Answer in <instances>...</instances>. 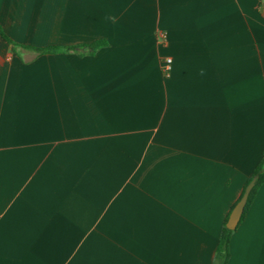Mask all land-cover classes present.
<instances>
[{"label": "crops", "instance_id": "crops-1", "mask_svg": "<svg viewBox=\"0 0 264 264\" xmlns=\"http://www.w3.org/2000/svg\"><path fill=\"white\" fill-rule=\"evenodd\" d=\"M0 27V264H214L264 150V0H0ZM229 252L264 264V182Z\"/></svg>", "mask_w": 264, "mask_h": 264}, {"label": "trees", "instance_id": "trees-1", "mask_svg": "<svg viewBox=\"0 0 264 264\" xmlns=\"http://www.w3.org/2000/svg\"><path fill=\"white\" fill-rule=\"evenodd\" d=\"M0 36L10 45H12V49L14 50L15 47L18 46V44H16L15 42H13L11 39H9L2 31L1 27H0ZM105 44V42L103 40H97L94 42H91L89 44H78V45H71V46H59V45H47L41 48H35V47H31L32 49H34L38 54H50V53H57V52H67V51H73L79 55H84V54H93L99 47L103 46ZM261 159H264V150L262 151V156L259 159V161L257 162V164L254 166L253 170L251 171V173L253 171H255L257 169V166L259 165V162ZM256 176L259 177V172L256 171ZM248 180V178H247ZM247 180L245 182H247ZM264 179H257L256 182L254 183V185L252 186L244 209L241 213V216L239 218V221L237 223V225L243 220L248 208L250 207L258 189L261 187V185L263 184ZM240 198V197H239ZM238 198V199H239ZM237 199V201H238ZM236 201V202H237ZM235 202V203H236ZM234 203V204H235ZM234 204L231 206L230 210L232 209V207L234 206ZM229 210V212H230ZM229 212L227 213L225 220L223 222V226L220 230L219 233V237H218V241H217V245L215 248V261L214 264H227L228 259H229V242H230V238H231V234L234 231V229H228L225 226L226 220L228 218Z\"/></svg>", "mask_w": 264, "mask_h": 264}, {"label": "water", "instance_id": "water-1", "mask_svg": "<svg viewBox=\"0 0 264 264\" xmlns=\"http://www.w3.org/2000/svg\"><path fill=\"white\" fill-rule=\"evenodd\" d=\"M254 184H249L247 188L244 189L243 197L239 198L238 201L234 204L232 209L229 212L228 218L226 220L225 226L228 229H234L239 221L241 213L244 209L248 194Z\"/></svg>", "mask_w": 264, "mask_h": 264}, {"label": "snow or ice", "instance_id": "snow-or-ice-1", "mask_svg": "<svg viewBox=\"0 0 264 264\" xmlns=\"http://www.w3.org/2000/svg\"><path fill=\"white\" fill-rule=\"evenodd\" d=\"M256 171L259 172V177L256 176ZM257 179H264V159L260 160L257 169L249 175L247 182L242 183L241 189L237 193L238 197L242 198L244 195V189L247 188L250 183L254 184Z\"/></svg>", "mask_w": 264, "mask_h": 264}, {"label": "built area", "instance_id": "built-area-1", "mask_svg": "<svg viewBox=\"0 0 264 264\" xmlns=\"http://www.w3.org/2000/svg\"><path fill=\"white\" fill-rule=\"evenodd\" d=\"M170 61H171L170 58H166V60L164 61V63L161 66V71L163 72L164 75H166L168 73Z\"/></svg>", "mask_w": 264, "mask_h": 264}]
</instances>
